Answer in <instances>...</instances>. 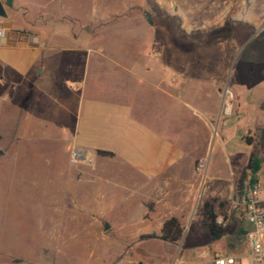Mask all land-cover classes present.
Returning a JSON list of instances; mask_svg holds the SVG:
<instances>
[{"label":"rangeland","instance_id":"rangeland-1","mask_svg":"<svg viewBox=\"0 0 264 264\" xmlns=\"http://www.w3.org/2000/svg\"><path fill=\"white\" fill-rule=\"evenodd\" d=\"M0 2L15 21H40V16L26 14L24 0ZM63 2L73 3L75 15L60 22L72 24L78 36H89L98 51L89 57L87 86L123 89L134 114L158 117L160 131L165 129L183 152L185 178L192 157L194 192L172 256L196 263L213 252L242 253L246 242L235 231L243 224L233 205L238 179L253 154L261 158L259 174L264 173V0H135L128 4L138 5L120 7L117 14L109 13L117 1L106 0L94 8L102 15L91 12L89 0ZM123 75H171L174 99L159 97L153 103L150 88L135 84L132 76L124 81ZM61 146L56 140H37L20 145L17 158H0V250L20 251L38 238L48 227L46 214H56L52 201L72 211L73 192L61 176ZM201 157L206 159L203 178V171L195 170ZM110 192L117 200L123 194L117 188ZM203 201L225 220V236L213 239L207 233L199 212ZM143 211L138 202L128 209L117 205L106 236L118 242L120 220L126 217L137 224ZM115 253L111 248L107 256L117 262Z\"/></svg>","mask_w":264,"mask_h":264},{"label":"crops","instance_id":"crops-1","mask_svg":"<svg viewBox=\"0 0 264 264\" xmlns=\"http://www.w3.org/2000/svg\"><path fill=\"white\" fill-rule=\"evenodd\" d=\"M63 1L24 0L26 14L40 16L38 23L30 19L15 21L7 12L5 17H0L3 31L0 34V119H3L0 158H17L22 144L37 140L60 142L65 153L61 176L73 192L72 211L61 210L62 203L52 201L53 209L57 210L55 215L46 214L48 227L20 251L0 250V264L171 261L177 243L160 240L158 235L166 218L173 216L180 224L186 217L194 192L192 157L185 178L183 152L165 129L160 131L158 117L146 118L140 111L134 114L123 89L87 86L89 57L98 51L89 36H78L72 24L60 22L62 17L75 15L71 10L73 3L67 5ZM89 1L91 12L102 15L96 3L106 0ZM114 1L117 5L111 6L110 14L121 13V8L131 3L138 5L128 4L135 0ZM114 63L121 67L120 63ZM141 68L148 71L147 67ZM130 76L135 84L150 88L153 103L159 97L165 101L174 99L171 89L176 83L171 75H123L124 81ZM70 147L84 150L89 161L70 165ZM96 150L109 151L112 155H98ZM115 188L123 193L118 200L110 192ZM175 198L178 201H173ZM134 202L140 203L144 210L137 224L123 217L118 229L119 241L110 240L103 224L106 222L110 228L113 223L110 215L117 205L128 209ZM190 214L191 211L188 217ZM74 222L77 226H68ZM144 234L156 237L140 239ZM225 234L223 231L220 237ZM111 248L116 250L117 262L107 256ZM245 250L246 245L242 252ZM180 259L186 264L194 263Z\"/></svg>","mask_w":264,"mask_h":264},{"label":"built area","instance_id":"built-area-1","mask_svg":"<svg viewBox=\"0 0 264 264\" xmlns=\"http://www.w3.org/2000/svg\"><path fill=\"white\" fill-rule=\"evenodd\" d=\"M3 31L0 29V34ZM71 148V147H70ZM68 161L75 164L89 161L85 151L72 147L68 149ZM206 168L205 157L198 158L195 170L200 174ZM235 208L239 210L244 223V232L241 234L246 242V250L240 254L214 253L204 262H194L191 264H264V173L258 174L257 178L249 183L248 177L243 181V186L237 192ZM216 226H222L224 220L217 216L214 219ZM159 264H186L176 255L165 263ZM188 264V263H187Z\"/></svg>","mask_w":264,"mask_h":264},{"label":"trees","instance_id":"trees-1","mask_svg":"<svg viewBox=\"0 0 264 264\" xmlns=\"http://www.w3.org/2000/svg\"><path fill=\"white\" fill-rule=\"evenodd\" d=\"M6 1L9 2V0ZM96 153L98 155H103V156L112 155L111 152L103 151V150H96ZM260 163H261V158L258 157L257 155L253 154L250 157L247 167H245L244 170L241 171L240 173V177L238 179V191L243 186V181L245 180L246 177H248L249 183L253 182L257 178L260 171ZM200 213L203 218V225L205 226L208 234L211 236V238L218 239L223 234V229L214 224L215 213L213 211L212 204L208 201H203L200 206ZM240 221H242V216L239 213V222ZM181 231L182 228L177 218L171 216L166 218L162 222L158 238L168 243H176L180 238ZM235 232L238 234H242L244 230L242 227H238ZM151 237H156V236L153 234H144L139 236L140 239L151 238Z\"/></svg>","mask_w":264,"mask_h":264},{"label":"water","instance_id":"water-1","mask_svg":"<svg viewBox=\"0 0 264 264\" xmlns=\"http://www.w3.org/2000/svg\"><path fill=\"white\" fill-rule=\"evenodd\" d=\"M5 15H6L5 11H4L3 6H2V4L0 2V17H5ZM145 17H146V22L150 23V19H149V16H148L147 13H145ZM107 227H108L107 224H103V229H107Z\"/></svg>","mask_w":264,"mask_h":264},{"label":"bare ground","instance_id":"bare-ground-1","mask_svg":"<svg viewBox=\"0 0 264 264\" xmlns=\"http://www.w3.org/2000/svg\"><path fill=\"white\" fill-rule=\"evenodd\" d=\"M226 97V96H225ZM225 111H227V109H225Z\"/></svg>","mask_w":264,"mask_h":264}]
</instances>
